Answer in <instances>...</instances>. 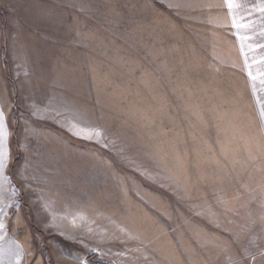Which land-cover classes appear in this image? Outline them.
Segmentation results:
<instances>
[{"label": "rangeland", "instance_id": "obj_1", "mask_svg": "<svg viewBox=\"0 0 264 264\" xmlns=\"http://www.w3.org/2000/svg\"><path fill=\"white\" fill-rule=\"evenodd\" d=\"M237 2L6 23L0 264H264V0Z\"/></svg>", "mask_w": 264, "mask_h": 264}, {"label": "crops", "instance_id": "obj_2", "mask_svg": "<svg viewBox=\"0 0 264 264\" xmlns=\"http://www.w3.org/2000/svg\"><path fill=\"white\" fill-rule=\"evenodd\" d=\"M0 0V39L3 38V31L9 29L6 23H17V28L25 27V29H43L44 26L29 25L28 15H36L34 20L43 22L45 19L42 14H45L46 7H52L51 13L55 14L61 12V6L67 8L66 13L70 14H90L91 5L87 7V0H80V5H76L75 0ZM91 3V0H88ZM46 13H49L46 12ZM24 15V16H23ZM9 16V17H7ZM91 19V17H90ZM26 23H25V22ZM60 21L59 19L57 20ZM23 23V25H21ZM27 24V25H24ZM5 59V58H4ZM50 126V124L48 125Z\"/></svg>", "mask_w": 264, "mask_h": 264}, {"label": "snow or ice", "instance_id": "obj_3", "mask_svg": "<svg viewBox=\"0 0 264 264\" xmlns=\"http://www.w3.org/2000/svg\"><path fill=\"white\" fill-rule=\"evenodd\" d=\"M225 4L229 10L236 9L241 7V5L237 2V0H225ZM261 11H264V5L261 6L260 8ZM234 27H241V25H237L235 21L233 22ZM251 75V74H250ZM264 83V81H262ZM3 114L0 113V168L4 167V162H5V155L3 151V141H4V134H3ZM84 132H92L93 130L89 129H82ZM94 134H99L98 131L95 132ZM85 138H91L90 136H85ZM2 227V225H0Z\"/></svg>", "mask_w": 264, "mask_h": 264}]
</instances>
